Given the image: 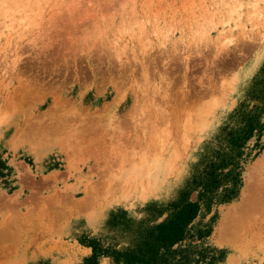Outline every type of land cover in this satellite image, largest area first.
Segmentation results:
<instances>
[{
    "label": "rangeland",
    "instance_id": "rangeland-1",
    "mask_svg": "<svg viewBox=\"0 0 264 264\" xmlns=\"http://www.w3.org/2000/svg\"><path fill=\"white\" fill-rule=\"evenodd\" d=\"M189 204L264 264V0H0V264H111Z\"/></svg>",
    "mask_w": 264,
    "mask_h": 264
},
{
    "label": "trees",
    "instance_id": "trees-1",
    "mask_svg": "<svg viewBox=\"0 0 264 264\" xmlns=\"http://www.w3.org/2000/svg\"><path fill=\"white\" fill-rule=\"evenodd\" d=\"M198 207L189 204L186 210L149 231L141 245L131 251H115L111 264H220L225 258L222 249L208 244L209 230L194 228L191 222ZM92 253L84 264H99L108 249L99 242H88Z\"/></svg>",
    "mask_w": 264,
    "mask_h": 264
},
{
    "label": "bare ground",
    "instance_id": "bare-ground-1",
    "mask_svg": "<svg viewBox=\"0 0 264 264\" xmlns=\"http://www.w3.org/2000/svg\"><path fill=\"white\" fill-rule=\"evenodd\" d=\"M257 4V3H256ZM23 91V90H22ZM16 97V96H15ZM75 114V113H74ZM145 123V122H144ZM67 124V123H66ZM103 127V126H102ZM98 130V129H97ZM108 132V131H107ZM131 133V132H130ZM69 135V134H68ZM126 135V134H125ZM127 136V135H126ZM149 141V140H148ZM133 145H135V144H133ZM96 150H97V148H96ZM117 151V150H116ZM110 152V151H109ZM109 196V195H108ZM111 197V196H110Z\"/></svg>",
    "mask_w": 264,
    "mask_h": 264
}]
</instances>
